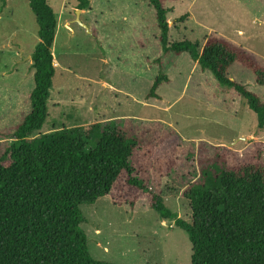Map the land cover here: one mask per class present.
Returning <instances> with one entry per match:
<instances>
[{
    "label": "rangeland",
    "instance_id": "374dc122",
    "mask_svg": "<svg viewBox=\"0 0 264 264\" xmlns=\"http://www.w3.org/2000/svg\"><path fill=\"white\" fill-rule=\"evenodd\" d=\"M88 1L89 13L80 22L85 21L89 30L76 22L69 40L68 31L58 25L61 18L76 20L75 1L47 0L57 22L52 51L73 71L65 77L75 90L61 92L62 97L68 101L85 95L96 108L92 121L113 119L105 123L124 128L139 144L133 166L138 170L150 165L149 188L177 218L188 220L182 192L198 179L201 164L212 165L213 148L223 147L229 165L252 162L257 154L264 165V131L257 130L255 114L233 89L218 83L210 72H202L188 54L163 51L148 2ZM161 4L169 10L168 43L186 40L201 47L215 34L264 66V0H162ZM184 15L183 21L178 20ZM37 42L28 0H0V87H22L21 94L32 90L31 71L20 63L19 55L20 51L31 54ZM74 73L87 80L98 77L107 85L100 82L99 94H90L94 86L78 81ZM162 75L168 81L159 85L157 98H148L154 80ZM227 76L264 103V86L255 83L248 69L235 63ZM109 84L120 90L112 91ZM81 108L79 116L87 117ZM72 112L70 105L62 106L58 115ZM51 120L53 125L59 123ZM99 137L98 133L88 149ZM4 141L9 142L0 138V154ZM149 202L146 196L129 208L101 197L92 205H82L80 228L90 256L109 264H190L187 235L173 221L161 220Z\"/></svg>",
    "mask_w": 264,
    "mask_h": 264
},
{
    "label": "trees",
    "instance_id": "16d2710c",
    "mask_svg": "<svg viewBox=\"0 0 264 264\" xmlns=\"http://www.w3.org/2000/svg\"><path fill=\"white\" fill-rule=\"evenodd\" d=\"M74 1L75 9H89L88 0ZM143 1L155 12L163 51L188 54L202 72L233 89L255 114L257 130L264 131V103L227 76L237 63L264 86V66L215 34L201 47L186 40L168 43L169 10L162 0ZM28 6L38 37L31 54L34 87L29 113L0 131V138L9 140L0 154V264H109L90 256L80 207L106 197L115 206L133 208L146 196L161 220L173 221L187 235L190 264H264V165L259 154L252 162L229 165L223 147H214L212 165L201 164L198 179L182 192L190 212L183 220L149 188L151 161L144 169L133 166L139 144L124 129L94 123L40 132L54 76L56 18L47 0H28ZM167 81L165 75L157 77L148 98H157L159 85ZM98 133L94 148L88 149Z\"/></svg>",
    "mask_w": 264,
    "mask_h": 264
},
{
    "label": "crops",
    "instance_id": "0c3cea01",
    "mask_svg": "<svg viewBox=\"0 0 264 264\" xmlns=\"http://www.w3.org/2000/svg\"><path fill=\"white\" fill-rule=\"evenodd\" d=\"M73 9H75V4L73 5ZM86 13H89L88 10L84 11H79V13L76 16V20H71L68 18H61V22L58 26L63 27L65 30L68 31L69 37L68 39L70 40L74 34L75 31L72 28V24L74 23H81L80 20L83 15H86ZM84 24H80L83 28H86L87 31L89 30V27L85 21H83ZM57 34V22H56V30H55V36H54V41L52 46L54 45L55 38ZM32 54V52H31ZM31 54L25 55L21 53L19 58L21 59L20 63L27 65V69L30 72L31 71V76L33 78V70L31 68ZM51 54H52V62L54 65V76L52 78V85L50 88V93H49V98L47 100V117L46 120L42 126L41 133H49L54 130H58L66 126L65 128H72V127H83L92 124L93 122H97L100 124H104L107 121H111L113 119H107L103 118L102 120H95L92 121V116L94 115L95 112V107L93 105V102L89 103L85 99V95L82 96L80 99L78 98H70V100L65 101L64 97H62L61 92H73L75 90L74 87H70L68 82L66 81L65 74L67 73H72L73 71L70 68V65L66 64L64 60L58 59L57 53L52 51L51 47ZM106 60H104V63ZM196 64V63H195ZM57 69V70H56ZM75 74V73H74ZM75 79L78 81H85L93 85V89H91L90 94H99L98 91V85L101 82V84L105 87L107 83L99 80L98 77L95 78H90V80H87L86 78H82L80 76H77L76 74L74 75ZM57 77V81L55 82V79ZM55 83L57 84L58 87L54 85ZM34 87V85H33ZM109 88L112 89V91H119L120 88L115 87L113 84L108 85ZM22 87H0V131L7 130L13 128L15 125H17L21 119L30 111V106H29V101H28V95L32 91H30L28 94H21ZM33 89V88H32ZM68 93V92H67ZM127 94V93H125ZM70 97V96H68ZM68 102V103H67ZM67 104V105H66ZM70 105L71 109L73 112L71 113L72 115L68 114L63 116H59L58 112L61 110L62 106H68ZM84 107L85 111L83 112V115L87 117H80V112L78 113V107L80 110H82L81 107ZM52 113V116L50 115ZM78 113V114H77ZM74 115V116H73ZM89 115V116H88ZM51 119H58L59 123L57 125H53V121ZM115 119V118H114ZM126 119V118H125ZM61 120L65 123L61 124ZM12 124V125H9ZM124 129V128H123Z\"/></svg>",
    "mask_w": 264,
    "mask_h": 264
},
{
    "label": "water",
    "instance_id": "95a60500",
    "mask_svg": "<svg viewBox=\"0 0 264 264\" xmlns=\"http://www.w3.org/2000/svg\"><path fill=\"white\" fill-rule=\"evenodd\" d=\"M78 13H79V10L76 11V14H78Z\"/></svg>",
    "mask_w": 264,
    "mask_h": 264
},
{
    "label": "built area",
    "instance_id": "2783aa9c",
    "mask_svg": "<svg viewBox=\"0 0 264 264\" xmlns=\"http://www.w3.org/2000/svg\"><path fill=\"white\" fill-rule=\"evenodd\" d=\"M52 64H53V62H52ZM54 65H56V64H53V66H54Z\"/></svg>",
    "mask_w": 264,
    "mask_h": 264
}]
</instances>
